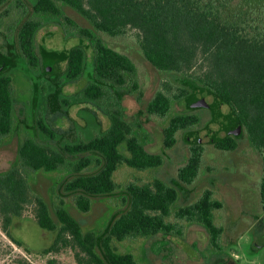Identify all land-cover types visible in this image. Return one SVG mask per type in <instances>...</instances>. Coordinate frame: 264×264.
Wrapping results in <instances>:
<instances>
[{"label":"trees","instance_id":"16d2710c","mask_svg":"<svg viewBox=\"0 0 264 264\" xmlns=\"http://www.w3.org/2000/svg\"><path fill=\"white\" fill-rule=\"evenodd\" d=\"M8 1L0 0V5ZM29 2L34 15L21 24L17 20L7 26L11 34L17 31L18 41L7 35V51L11 54L0 55L2 68L16 66L18 54L13 53L18 51L27 67L39 68L35 43L39 29L47 23L45 20L56 21L64 27L75 24L65 14L63 5L77 10L94 30L109 36L118 37L133 30L135 43L144 57L160 72L175 76V81L168 77L162 80L147 105V112L166 121L165 149L174 147L179 133L185 132L189 156L179 167L175 184L154 174L146 179L135 174L123 186L118 183L117 174L122 168L150 173L164 164V154L148 149L143 126L124 116L119 93L122 89L140 90L133 59L110 46L96 32L79 27L93 48V70L82 97L99 104L107 101L110 126L89 140L66 142L59 147L42 142L36 132L31 134L35 128L26 121L27 134L19 142L15 161L10 168L0 171L3 231L14 243L31 251L12 234L15 219L31 207L42 229L55 233L52 243L42 250L43 254L72 249L79 264H145L125 245L145 241L159 233L182 236L186 226L198 224L207 231L213 252L224 254L228 246L222 244L226 227L220 215L225 203L216 190L206 187L191 203L177 205L182 187L193 186L199 177L207 145L199 140L204 130L194 129L199 125V116L192 112L172 114V110L176 102L184 100L190 109L208 107L212 113L208 126L227 131L212 139L215 148L222 152L233 150L241 135L247 137L262 158L259 192L264 210V0ZM16 3L19 9L27 8L22 0ZM53 54L45 55V64L48 58L54 60ZM63 57L67 61L66 80L80 78L88 61L85 46L76 45ZM42 78L35 81L37 90L43 86ZM15 104L12 76L0 70V140L15 129ZM32 105L41 104L38 100L32 101ZM237 127L241 128L240 133L236 132ZM37 134L44 140L59 138L44 118L37 120ZM60 171L68 174L63 180V189L72 196L80 212L90 211L98 197L121 200L122 208L115 205L119 209L102 230H85L62 196L51 205L36 191V175Z\"/></svg>","mask_w":264,"mask_h":264},{"label":"rangeland","instance_id":"374dc122","mask_svg":"<svg viewBox=\"0 0 264 264\" xmlns=\"http://www.w3.org/2000/svg\"><path fill=\"white\" fill-rule=\"evenodd\" d=\"M22 1L27 8L19 9L16 0H9L0 7V10H7L4 32L0 33V49L5 53L6 35L11 34L7 26L10 27L17 20L18 24H21L27 17L34 15L29 0ZM62 7L75 24L64 27L56 21L45 20L47 23L36 35L39 68L33 70L27 67L21 54H18L14 61L15 67H0V70L12 76L16 99L15 129L9 136L0 140V171L7 170L15 161L19 142L27 134L26 121L35 128L29 131L31 134L36 132L42 142L59 147L66 142L89 140L109 128L107 101L99 104L86 101L82 97L90 79L89 73L93 70V48L88 39L79 32L80 27L96 32L110 46L126 53L135 62L140 90L130 92L122 89L119 93L124 116L128 121L143 126L148 138V149L164 154V164L156 170L150 173H136L124 167L118 172L116 180L123 186L133 180L135 174L144 179L154 174L175 184L178 180V169L189 156V146L184 139L185 132L179 133V141L174 147L165 149L163 128L166 121L147 112V105L161 87L162 80L168 77L175 81V76L160 72L144 57L135 43V31L129 30L125 35L112 37L94 30L77 10L67 5ZM15 35L17 36V32ZM76 45L85 46L88 61L80 78L67 81V61L63 56L68 49ZM51 52L55 53L54 60L50 61L48 58L45 64L44 57ZM45 65L46 71L51 68H54V71L43 76V86L37 90L35 81H38L37 75ZM38 100L41 105L33 107L32 101L37 103ZM186 112L199 116V125L194 129L204 130L199 140L204 142L207 148L199 177L193 186L182 187L177 205L191 203L206 187L216 190L225 203L220 216L226 227L222 244L228 248H225L222 255L213 252L207 231L198 224L186 226L182 236L159 233L145 241L127 242L125 248L132 249L145 264H264V210L259 192L262 179L261 156L251 147L245 135L238 138V144L233 150L220 151L212 144V139L227 131L222 127L208 126L212 118L211 110L208 107L190 109L185 100L174 104L172 114ZM38 118H44L57 132V140L40 138L37 134ZM67 175L65 171L38 174L34 179V187L51 205L54 200L58 201V196H62L71 213L82 223L85 230H102L113 213L119 209L115 205L122 208L121 200L118 197H98L90 211L80 212L73 204L72 196L64 192L63 180ZM12 234L31 251H26L25 247L14 243L0 224V264H79L72 249H64L59 253H42V250L52 243L55 233L42 229L31 207L22 217L15 219Z\"/></svg>","mask_w":264,"mask_h":264},{"label":"flooded vegetation","instance_id":"af4514ba","mask_svg":"<svg viewBox=\"0 0 264 264\" xmlns=\"http://www.w3.org/2000/svg\"><path fill=\"white\" fill-rule=\"evenodd\" d=\"M0 7H3V5H0ZM0 15H1V19H0V33H2L3 34V29H4V26H5V19H3V16H4V10L3 9H1L0 10ZM18 24V23H17ZM17 32V31H16ZM7 35H9V36H13V38L15 39V40H17L18 41V36H16L15 35V33L14 34H7ZM6 35V36H7ZM7 43H8V39H7ZM2 54H11V53H8V51H6V53L5 52H3L1 49H0V55H2ZM13 54H21L19 51L18 52H16V53H13ZM1 65L2 64H0V67H1ZM47 68H48V65H47ZM34 70V69H33ZM35 70H36V68H35ZM54 71V68L51 70V71H46V67H45V69L44 70H42V72H40V75L39 76H37L38 78L39 77H43L45 74H48V73H50V72H53Z\"/></svg>","mask_w":264,"mask_h":264},{"label":"water","instance_id":"95a60500","mask_svg":"<svg viewBox=\"0 0 264 264\" xmlns=\"http://www.w3.org/2000/svg\"><path fill=\"white\" fill-rule=\"evenodd\" d=\"M52 70V68L51 69H49V71H51ZM240 131H241V128L240 127H237V130H236V132L237 133H240Z\"/></svg>","mask_w":264,"mask_h":264}]
</instances>
